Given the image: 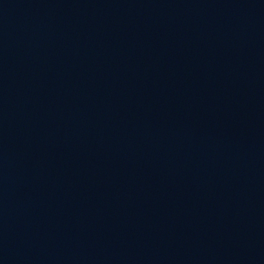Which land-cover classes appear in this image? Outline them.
<instances>
[{
  "label": "water",
  "instance_id": "obj_1",
  "mask_svg": "<svg viewBox=\"0 0 264 264\" xmlns=\"http://www.w3.org/2000/svg\"><path fill=\"white\" fill-rule=\"evenodd\" d=\"M0 264H264V0H0Z\"/></svg>",
  "mask_w": 264,
  "mask_h": 264
}]
</instances>
